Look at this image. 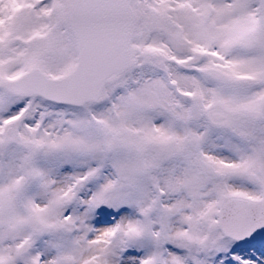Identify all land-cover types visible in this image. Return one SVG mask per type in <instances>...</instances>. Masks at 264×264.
Wrapping results in <instances>:
<instances>
[{"label": "snow or ice", "instance_id": "snow-or-ice-1", "mask_svg": "<svg viewBox=\"0 0 264 264\" xmlns=\"http://www.w3.org/2000/svg\"><path fill=\"white\" fill-rule=\"evenodd\" d=\"M0 264H264V0H0Z\"/></svg>", "mask_w": 264, "mask_h": 264}]
</instances>
